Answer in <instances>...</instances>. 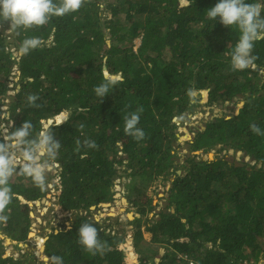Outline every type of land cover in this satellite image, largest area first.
Listing matches in <instances>:
<instances>
[{
  "label": "trees",
  "instance_id": "16d2710c",
  "mask_svg": "<svg viewBox=\"0 0 264 264\" xmlns=\"http://www.w3.org/2000/svg\"><path fill=\"white\" fill-rule=\"evenodd\" d=\"M186 1L104 0L102 9L110 14L106 19L102 3L85 0L78 11L27 30L13 28L0 17V108L3 99L10 98L7 110H0V124L6 125L7 139L30 121V139L51 132L60 143L54 159L46 153L41 159L56 168L57 203L70 214L71 225L46 236L43 253L49 264H124V251L119 249L124 232L88 216L92 206L113 199L114 181L121 176L118 167L124 164L132 178L174 176L166 209L150 218L152 202L134 200L138 217L128 222L139 255L136 264H179L178 255L199 264L264 261V135L250 127L256 124L264 132V39L254 43L252 65L233 70L231 53L239 29L208 18V9L218 0ZM246 2L264 5V0ZM32 38L39 39V47L12 57ZM13 71L18 72L16 81ZM104 71L122 76L123 83L110 88L102 100L94 89L105 82ZM10 89L14 94H7ZM203 90L210 106L236 100L242 104L235 114L213 117L204 129L196 130L188 142L189 155L179 164L173 119L190 112L193 98ZM29 96L37 98L34 104ZM139 107L142 140L124 131L125 116ZM61 113L66 118L55 122ZM48 120L53 122L44 128ZM4 140L0 129V141ZM85 141H95L96 147ZM217 149L241 151L249 160L190 155ZM22 166L10 179L12 199L0 213L7 217L0 220V234L18 244L29 239L31 204L48 193V181L38 186L22 173ZM84 223L96 227L98 239L105 243L103 254L92 255L79 243L78 229ZM144 232L150 233L149 242ZM148 243L165 248L158 263ZM127 256L135 260L132 248ZM34 259L29 252L18 258L5 256L0 239V264H30Z\"/></svg>",
  "mask_w": 264,
  "mask_h": 264
},
{
  "label": "clouds",
  "instance_id": "9594fccd",
  "mask_svg": "<svg viewBox=\"0 0 264 264\" xmlns=\"http://www.w3.org/2000/svg\"><path fill=\"white\" fill-rule=\"evenodd\" d=\"M84 2L85 0H61V3L57 5L53 3V0H0V17H3L4 21L10 22V26L13 28L27 30L45 25L53 16H64L76 12ZM262 9H264V5L247 3L246 0H218L215 6L207 11L209 19L217 20L219 18L220 23L224 26H236L240 31L239 40L231 53L233 70L242 71L252 65L255 59V56L252 55L254 43L264 39ZM39 46L40 41L37 38L25 40L20 49L21 55L27 54ZM104 81L94 89L96 95L102 100L110 88L115 87L118 83H123V77L105 73ZM28 99L30 103L34 104L37 98L29 96ZM142 112L143 108L139 107L124 118L125 134L137 140H142L145 137L144 131L137 127ZM250 127L254 133L264 135V132L256 124H252ZM31 130V122L25 121L8 139L0 141V213H3L12 199L9 182L20 166L17 159L18 152L24 160L21 168L22 173L32 177L40 187L44 186L46 165L37 163V153H46L50 159H54L58 155L60 143L55 139L53 133L46 132L38 139H30ZM5 138H7L6 134ZM85 144L88 147H96L95 141H85ZM6 219L7 217L0 215V220ZM78 236L79 243L92 255H96L98 252L103 254L106 250L105 243L98 239L97 229L93 225L89 223L80 225Z\"/></svg>",
  "mask_w": 264,
  "mask_h": 264
},
{
  "label": "rangeland",
  "instance_id": "374dc122",
  "mask_svg": "<svg viewBox=\"0 0 264 264\" xmlns=\"http://www.w3.org/2000/svg\"><path fill=\"white\" fill-rule=\"evenodd\" d=\"M98 2L102 3L100 10L103 18H110V14L103 10L104 0H98ZM181 4H186V0H180ZM140 40L137 38L134 40V50L139 45ZM107 44L109 41L107 40ZM20 55V51H13L12 56ZM17 71H13L12 79L16 81ZM106 71H104V74ZM12 83L9 84L11 86ZM15 90L10 89L7 94H14ZM200 97L193 98L194 104L191 108L190 112H185L183 115L174 118L173 122L178 123L176 125V133H177V141L175 142V160L182 164L184 161V157L189 155V144L192 138L195 135L196 130L204 129L205 123L212 119L213 117L220 116H229L236 113L238 108L241 106V101H235L236 103H222L218 105H208L207 104V92L201 91ZM10 98H4L2 106L0 110L2 112L7 110L8 102ZM234 113V114H235ZM66 118L65 113H61L58 115L54 121L61 122ZM53 120H48L44 122V128H46L49 124H51ZM5 123L0 124V129L2 134H6L7 130L5 129ZM7 138H5L6 140ZM43 152L37 153V163L44 164V161L41 159V154ZM121 154V153H117ZM196 154L198 157H202L203 159H213L215 154L217 157L224 156L227 160H233L239 163L240 161L246 162L249 158L241 151L233 152V150H212L209 153H202L201 151H197L194 153H190V155ZM122 155V154H121ZM17 159L21 165H23L24 160L22 155L17 154ZM119 174L121 176L116 178L113 184V199L110 202L101 203L99 205L92 206L89 212V217L94 218L98 222H102L104 225L108 226L110 230L116 231L119 234L124 232V243L119 245V249L124 251V264H132L131 261L128 260L127 249H131V242L133 239V225L128 221H131L134 217H138L137 208L138 206L134 204L135 199H148L155 206L154 210L150 212L148 217H152L155 212L158 210L165 208L166 199L165 197L168 194L169 187L171 185L172 180L174 179L173 175H169L168 180H162L160 177L155 178L154 180L141 179L140 177L132 178L127 173L130 172V169L123 166L118 167ZM127 169V171H125ZM177 174H181V169L177 170ZM45 180L48 181L45 186L48 190V193L45 195V198L42 200H37L31 204L30 216L32 218V223L30 226L29 239L27 243H16L15 241H11L9 238H6L2 234H0V239L3 240V252L5 256H13L18 258L20 254L25 252L33 253L34 260L31 261L30 264H49L48 257L43 253L44 251V242L46 240V236L51 232L52 229H59L63 225L66 228H69L71 225L69 213H65L60 209V206L57 203L59 188L58 183L59 179L57 177L56 168L51 165H46L45 167ZM57 186V188H55ZM166 209V208H165ZM131 215L130 217L128 215ZM144 224V223H143ZM143 231V226L141 227ZM144 240L149 242L151 235L150 233H143ZM133 243V242H132ZM149 253H155V263L160 261V258L165 254V248L161 247L155 243H148ZM134 250V248L132 247ZM135 252V251H134ZM138 256V255H137ZM138 260V259H137ZM138 262V261H137ZM136 264V263H135ZM258 264H264V261L258 262Z\"/></svg>",
  "mask_w": 264,
  "mask_h": 264
},
{
  "label": "built area",
  "instance_id": "2783aa9c",
  "mask_svg": "<svg viewBox=\"0 0 264 264\" xmlns=\"http://www.w3.org/2000/svg\"><path fill=\"white\" fill-rule=\"evenodd\" d=\"M176 125H178L177 122H176ZM178 259H179V264H199L195 260H193L191 258H188L185 255H178L177 256V260ZM258 262H261V261H258ZM258 262H255L254 260H251V259L247 258V259H243L242 261H239L237 264H258Z\"/></svg>",
  "mask_w": 264,
  "mask_h": 264
},
{
  "label": "crops",
  "instance_id": "0c3cea01",
  "mask_svg": "<svg viewBox=\"0 0 264 264\" xmlns=\"http://www.w3.org/2000/svg\"><path fill=\"white\" fill-rule=\"evenodd\" d=\"M131 244H132V242H131ZM133 247V245H131V248ZM132 251L134 252V250L132 249ZM134 254H135V260L134 261H131L132 262V264H135V263H138L137 261V259L139 258V255L136 253V252H134ZM138 255V256H137Z\"/></svg>",
  "mask_w": 264,
  "mask_h": 264
},
{
  "label": "bare ground",
  "instance_id": "6f19581e",
  "mask_svg": "<svg viewBox=\"0 0 264 264\" xmlns=\"http://www.w3.org/2000/svg\"><path fill=\"white\" fill-rule=\"evenodd\" d=\"M245 154V153H244ZM129 217L131 216L130 214L128 215Z\"/></svg>",
  "mask_w": 264,
  "mask_h": 264
},
{
  "label": "water",
  "instance_id": "95a60500",
  "mask_svg": "<svg viewBox=\"0 0 264 264\" xmlns=\"http://www.w3.org/2000/svg\"><path fill=\"white\" fill-rule=\"evenodd\" d=\"M13 57V56H12Z\"/></svg>",
  "mask_w": 264,
  "mask_h": 264
}]
</instances>
